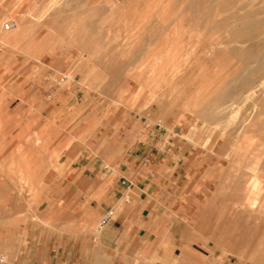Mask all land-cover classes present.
Returning <instances> with one entry per match:
<instances>
[{
    "label": "rangeland",
    "instance_id": "1",
    "mask_svg": "<svg viewBox=\"0 0 264 264\" xmlns=\"http://www.w3.org/2000/svg\"><path fill=\"white\" fill-rule=\"evenodd\" d=\"M124 11L126 23L117 17ZM167 11L172 17L160 22ZM10 21L18 29L3 32ZM245 25L249 38L241 39ZM169 35L176 45L166 56L159 43ZM5 69L30 75L24 91L34 80L42 85L33 102L46 107L17 140L0 141V264H41L45 231L71 217L59 200L63 157L91 143L101 152V133L112 137L134 122L141 132H166L192 167L189 201L177 213L192 219L187 243L200 258L193 264H264V142L258 155L246 150L259 140L251 127L264 128V0H0ZM7 81L0 77V88ZM57 99L70 107L59 119L51 116ZM248 171L260 176L263 193L253 211L242 198Z\"/></svg>",
    "mask_w": 264,
    "mask_h": 264
},
{
    "label": "crops",
    "instance_id": "2",
    "mask_svg": "<svg viewBox=\"0 0 264 264\" xmlns=\"http://www.w3.org/2000/svg\"><path fill=\"white\" fill-rule=\"evenodd\" d=\"M24 76L28 79L30 75L0 71V77L8 79L0 88V141L17 140L24 132L25 122L35 117L36 110L46 107L43 102H33L35 94H44V87L34 80L35 85L24 91ZM48 90L54 92L52 87ZM58 99L53 103L51 116L59 119L61 111L70 107L67 101L61 103ZM105 122L104 128L112 130L111 123ZM56 124L61 125L59 120ZM158 128L165 130L161 125ZM111 132L112 137L105 132L96 138L101 152L95 151V144L91 143L79 154L74 150L63 157L67 182L58 188L62 196L58 195L60 205L70 211L71 217L55 219L64 222L63 229L54 224L52 231H45L39 262L198 263L200 258L190 253L187 243L195 233L190 230L192 219L177 213L189 201L186 176L192 167L183 161L186 153L168 142L173 138L166 139V132L161 136L156 130L141 132L136 122L130 128L119 126ZM105 166L113 171L111 175L103 171ZM108 211L113 212L112 221L98 227Z\"/></svg>",
    "mask_w": 264,
    "mask_h": 264
},
{
    "label": "bare ground",
    "instance_id": "3",
    "mask_svg": "<svg viewBox=\"0 0 264 264\" xmlns=\"http://www.w3.org/2000/svg\"><path fill=\"white\" fill-rule=\"evenodd\" d=\"M105 4V3H104ZM171 4V3H170ZM91 5V4H90ZM97 5V4H96ZM164 5V4H163ZM106 7V9H108V7L107 6H105ZM164 7H166L165 5H164ZM168 8V7H167ZM118 9V8H117ZM159 10V9H158ZM164 11H166L165 9H163ZM163 11V12H164ZM176 11V10H175ZM162 12V15H161V17H160V22H167L168 21V15L170 16V17H172V11H167V12H165V16L163 15L164 13ZM153 13V12H152ZM81 14H85V12H83V13H81ZM125 14H127V13H125V11L124 12H121L120 14L118 13V19H121L122 18V21H125L124 23H126V15ZM150 14H151V12H150ZM149 14V15H150ZM159 14H161V13H158V15ZM127 15H131V14H129V12H128V14ZM82 17V16H81ZM135 17V16H134ZM146 17V16H145ZM144 17V18H145ZM127 18H128V16H127ZM142 18V17H141ZM156 18V17H155ZM158 18V17H157ZM179 18H181V17H179ZM125 19V20H124ZM133 19V18H132ZM147 19V18H146ZM181 20V19H180ZM119 21V20H118ZM121 20H120V22H122ZM143 21H145V19L143 20V18H142V23H143ZM147 21L149 22L150 20H148L147 19ZM178 21V20H177ZM160 22H159V24H160ZM179 22V21H178ZM140 23H141V20H140ZM175 23H177V22H175ZM128 24V23H127ZM127 24H125V25H127ZM144 24L147 26V23H145L144 22ZM149 24V23H148ZM174 24V23H173ZM121 25V24H120ZM139 25V24H138ZM144 25V26H145ZM162 25H163V23H162ZM174 26V25H173ZM176 26V25H175ZM140 27L141 28H139L138 27V30L140 29V31H141V29L143 28L142 26H141V24H140ZM232 27V30L234 31L235 30V27L234 26H231ZM73 28V27H72ZM79 28V27H78ZM175 28V27H174ZM174 28H172V29H174ZM144 29H145V27H144ZM171 29V30H172ZM137 30V31H138ZM145 31V32H144ZM144 31H142V33H146V31H147V29H145ZM173 31V30H172ZM171 31V32H172ZM175 31V30H174ZM215 33H217V32H219V31H217L216 29H215ZM139 32V31H138ZM137 32V33H138ZM176 32V31H175ZM140 33V32H139ZM141 33V34H142ZM147 34V33H146ZM140 34H138V36H139ZM151 35H153L152 33H151ZM150 35V36H151ZM172 35H174V34H172ZM177 35V34H176ZM210 35V34H209ZM215 35H218V34H215ZM163 36V35H162ZM161 36V38H163ZM136 37V36H135ZM154 37V36H153ZM177 37V36H176ZM168 39V41H167V39ZM213 38H215V37H213ZM240 38L241 39H248L249 38V28H248V26L247 25H245V26H243L241 29H240ZM86 39H87V37H86ZM135 39V38H134ZM137 40H140V38H138ZM142 40V39H141ZM178 40V39H177ZM133 42V41H132ZM137 42H139V41H137ZM161 43H159V44H161V45H167L168 46V49H167V54H166V56L168 55V52H169V55L171 54V49H173V48H175V45H176V43H175V41H173V39H172V36H170L169 35V37H165V39L164 40H162V41H160ZM135 43H136V41H135ZM158 44V45H159ZM170 47V48H169ZM176 48H178V47H176ZM133 50V49H132ZM166 52V51H165ZM174 52V51H173ZM172 52V53H173ZM177 53V52H176ZM162 54V53H161ZM164 54V53H163ZM164 54V55H165ZM216 54H221V53H219V52H213V55H216ZM154 55V54H153ZM152 55V56H153ZM223 55V54H222ZM149 56V55H148ZM147 56V57H148ZM156 57V56H155ZM154 57V58H155ZM152 58V57H151ZM151 58H149V59H151ZM158 59V58H157ZM151 61V60H150ZM154 61V60H153ZM161 61V60H160ZM155 62H157L156 60H155ZM157 63H159V62H157ZM152 65H153V63H152ZM154 65H156V63L154 64ZM156 66H158V65H156ZM156 66H152V67H154V68H157ZM167 67V66H166ZM169 67H170V65H169ZM160 68V67H159ZM172 68V67H171ZM129 69V68H128ZM151 69V68H150ZM153 69V68H152ZM154 70H156V69H154ZM164 70V69H163ZM168 71V70H167ZM165 74V73H164ZM135 75V74H134ZM183 96V95H182ZM198 102V101H197ZM204 115V114H203ZM214 115H216V114H214ZM213 116V115H212ZM224 130V129H223ZM251 131H253V132H255V133H257L258 135H259V140H258V142L256 143V145L255 144H253V143H249V144H247V146H246V150L249 152V154H252V152H255L256 151V153L255 154H257L258 155V153L260 152V147H261V145H262V143L264 142V128H261V127H259V125H254V126H252L251 127ZM189 134H190V132H189ZM245 151V150H244ZM245 153V152H244ZM247 154V153H246ZM250 157V156H249ZM251 158V157H250ZM253 163V162H252ZM253 165H254V163H253ZM255 165L257 166L258 164H257V161L255 162ZM256 166H253L254 167V172H255V170H256V173H258L259 174V172H258V170L257 169H255L256 168ZM258 167V166H257ZM259 169V168H258ZM249 170H251V169H249ZM263 172V171H262ZM262 172H260L261 173V175H263L264 173H262ZM246 173V172H245ZM2 174V173H1ZM0 174V175H1ZM247 174V177H244L245 179H244V184H243V186H242V188H241V190H242V198H244V202H243V205L245 206V207H247L248 208V210L249 211H253V210H256V209H258L257 207L259 206V208H260V205H258V203H259V201H262L263 200V198L261 197V195L263 194H261V188H259V184H260V180H261V178H259L260 176H258L257 174H253V173H249V171L246 173ZM244 175V174H243ZM264 176V175H263ZM242 177V176H241ZM21 179V178H20ZM243 179V178H242ZM21 181V180H20ZM237 189V188H236ZM238 195V194H237ZM235 196V195H234ZM260 197H261V199L262 200H260ZM13 198V197H12ZM9 201H10V199H9ZM264 201V200H263ZM12 203V202H11ZM7 204H8V202H7ZM262 204H264V203H262ZM10 205V204H9ZM9 207V206H8ZM10 208V207H9ZM261 208L262 209H264L263 208V206H261ZM260 210V209H259ZM8 211H10L11 212V210H8ZM13 211V210H12ZM258 211V210H257ZM262 212H264V211H262ZM10 215V214H9ZM6 218V217H5ZM2 219H3V217H2Z\"/></svg>",
    "mask_w": 264,
    "mask_h": 264
},
{
    "label": "built area",
    "instance_id": "4",
    "mask_svg": "<svg viewBox=\"0 0 264 264\" xmlns=\"http://www.w3.org/2000/svg\"><path fill=\"white\" fill-rule=\"evenodd\" d=\"M18 29V25L15 22H6L2 25V31L5 33L13 32ZM103 171L107 173L108 175H111L113 171L108 169L106 166L103 168ZM121 184L124 185V181H121ZM113 219V212L108 211L106 214L103 216V218L100 220L98 223V227L104 226Z\"/></svg>",
    "mask_w": 264,
    "mask_h": 264
}]
</instances>
